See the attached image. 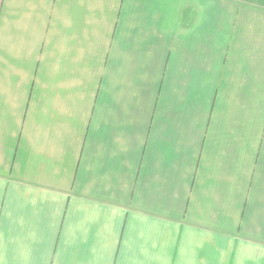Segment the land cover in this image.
Listing matches in <instances>:
<instances>
[{"label":"crops","instance_id":"0c3cea01","mask_svg":"<svg viewBox=\"0 0 264 264\" xmlns=\"http://www.w3.org/2000/svg\"><path fill=\"white\" fill-rule=\"evenodd\" d=\"M0 264H264V0H0Z\"/></svg>","mask_w":264,"mask_h":264}]
</instances>
